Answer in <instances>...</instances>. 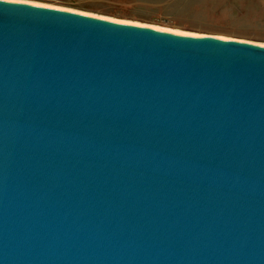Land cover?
Here are the masks:
<instances>
[{"label": "water", "instance_id": "95a60500", "mask_svg": "<svg viewBox=\"0 0 264 264\" xmlns=\"http://www.w3.org/2000/svg\"><path fill=\"white\" fill-rule=\"evenodd\" d=\"M0 264H264V44L0 0Z\"/></svg>", "mask_w": 264, "mask_h": 264}, {"label": "rangeland", "instance_id": "374dc122", "mask_svg": "<svg viewBox=\"0 0 264 264\" xmlns=\"http://www.w3.org/2000/svg\"><path fill=\"white\" fill-rule=\"evenodd\" d=\"M118 22L264 44V0H11Z\"/></svg>", "mask_w": 264, "mask_h": 264}, {"label": "bare ground", "instance_id": "6f19581e", "mask_svg": "<svg viewBox=\"0 0 264 264\" xmlns=\"http://www.w3.org/2000/svg\"><path fill=\"white\" fill-rule=\"evenodd\" d=\"M8 1H11V0H8ZM134 25H139V24H134ZM156 29H159V28H156ZM165 31H168L169 33L172 32V33H177V34H183V33L172 31V30H170V31L169 30H165ZM185 35H187V34H185Z\"/></svg>", "mask_w": 264, "mask_h": 264}]
</instances>
